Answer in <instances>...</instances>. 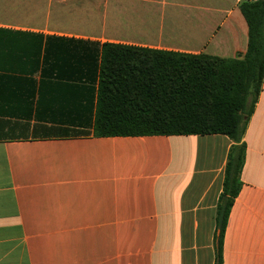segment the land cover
<instances>
[{
	"label": "crops",
	"instance_id": "obj_1",
	"mask_svg": "<svg viewBox=\"0 0 264 264\" xmlns=\"http://www.w3.org/2000/svg\"><path fill=\"white\" fill-rule=\"evenodd\" d=\"M241 0H0V264H216L226 135L97 137L105 44L231 59ZM222 264H264V78Z\"/></svg>",
	"mask_w": 264,
	"mask_h": 264
},
{
	"label": "trees",
	"instance_id": "obj_2",
	"mask_svg": "<svg viewBox=\"0 0 264 264\" xmlns=\"http://www.w3.org/2000/svg\"><path fill=\"white\" fill-rule=\"evenodd\" d=\"M239 9L248 46L236 58L105 44L94 126L97 137L220 134L234 142L217 210L216 264L243 186V138L264 78V0H241Z\"/></svg>",
	"mask_w": 264,
	"mask_h": 264
}]
</instances>
